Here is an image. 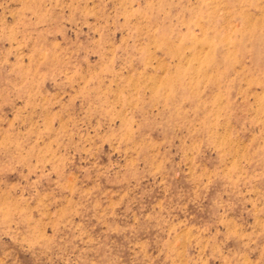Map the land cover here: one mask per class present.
<instances>
[{
	"label": "clouds",
	"instance_id": "clouds-1",
	"mask_svg": "<svg viewBox=\"0 0 264 264\" xmlns=\"http://www.w3.org/2000/svg\"><path fill=\"white\" fill-rule=\"evenodd\" d=\"M0 264H264V0H0Z\"/></svg>",
	"mask_w": 264,
	"mask_h": 264
}]
</instances>
